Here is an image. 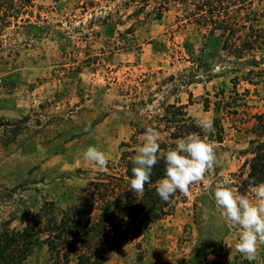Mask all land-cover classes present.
<instances>
[{
  "label": "rangeland",
  "instance_id": "374dc122",
  "mask_svg": "<svg viewBox=\"0 0 264 264\" xmlns=\"http://www.w3.org/2000/svg\"><path fill=\"white\" fill-rule=\"evenodd\" d=\"M83 1L36 0L40 18L3 32L0 227L20 226L25 211L44 201L59 210L77 201L100 169L84 158L88 147L114 162L124 143L137 150L152 127L159 144L174 148L181 138L170 133L184 130L190 117L196 126L202 119L213 124L214 167L188 196L178 191L171 215L106 264H264V244L252 261L236 251L241 229L225 220L213 197L224 178L252 197L251 188L239 191L238 175L251 157L253 115L264 112V61L256 56L251 72L250 59L223 50L227 41L246 42L245 31L201 28L216 27L218 17L203 24L197 7H207L199 0H97L94 8ZM222 1L220 25L264 28V0ZM169 104L184 105L187 115H167ZM24 264H51L47 247Z\"/></svg>",
  "mask_w": 264,
  "mask_h": 264
},
{
  "label": "trees",
  "instance_id": "16d2710c",
  "mask_svg": "<svg viewBox=\"0 0 264 264\" xmlns=\"http://www.w3.org/2000/svg\"><path fill=\"white\" fill-rule=\"evenodd\" d=\"M35 1L0 0V60L3 61V32L9 28L26 27L33 18H40V14L34 11L37 7ZM199 1L207 7L203 9L195 5L197 11L204 14L201 16L203 24L218 17L214 20L216 27H201L210 34L221 31V35L232 36L239 29L245 31L246 42L228 44L227 41L223 50L233 59H250L254 68L250 71L254 72L259 63L256 56L260 55L264 61V28L224 27L220 25L224 21L219 19L224 12L220 8L223 1ZM96 4L97 0H84L82 7L94 8ZM223 8L227 11L229 7ZM263 76L262 71L260 77ZM170 108L176 111L172 112ZM183 109L184 105L175 107L169 104L165 112L167 115L171 113L173 117L186 116ZM187 118L190 124L184 126V130L175 128L170 133L171 139L199 132L195 122ZM167 128L170 127L165 126L164 130L168 131ZM215 128L218 130L217 140L221 142L223 128L217 125ZM250 133L252 139L247 153L251 157L244 161L238 175L241 193L264 182V112L253 115ZM123 147L126 149L120 158L108 162L106 170L95 171L94 177L83 187L82 195L65 209L59 210L53 202L44 201L37 209L25 211L20 226L11 227V222H4L0 227V264H24L43 245L48 249L51 264H106L114 253L143 240L158 222L171 215L178 191L169 202H164L156 193V182L165 175L164 153L160 154L159 151L157 154L158 162L152 169L151 183L146 185L143 193H135L129 180L136 150L127 143ZM168 147L173 146L160 143V150H167ZM136 246L141 249V242L136 243Z\"/></svg>",
  "mask_w": 264,
  "mask_h": 264
},
{
  "label": "clouds",
  "instance_id": "9594fccd",
  "mask_svg": "<svg viewBox=\"0 0 264 264\" xmlns=\"http://www.w3.org/2000/svg\"><path fill=\"white\" fill-rule=\"evenodd\" d=\"M197 126L204 133L203 136L195 132L188 134L164 153L165 175L156 182V193L164 202H169L177 191L188 196L190 185L200 182L215 165V148L208 139L213 124L211 120L202 119ZM159 139L160 133L152 127L147 128L141 137L143 143L132 160L134 166L129 180L135 193H143L146 185L151 183L152 169L158 162ZM84 158L106 170L108 158L97 148L88 147ZM251 193V198L238 193L229 186L227 178L217 182L213 189L215 204L222 216L231 225L240 227L235 248L249 261L256 259L258 244H264V182L252 186Z\"/></svg>",
  "mask_w": 264,
  "mask_h": 264
}]
</instances>
